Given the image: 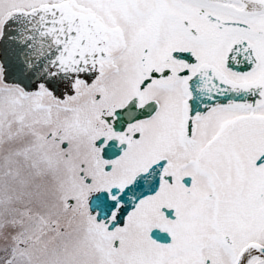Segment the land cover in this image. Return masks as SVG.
Returning <instances> with one entry per match:
<instances>
[{"label":"snow or ice","instance_id":"snow-or-ice-1","mask_svg":"<svg viewBox=\"0 0 264 264\" xmlns=\"http://www.w3.org/2000/svg\"><path fill=\"white\" fill-rule=\"evenodd\" d=\"M0 264H264V0H0Z\"/></svg>","mask_w":264,"mask_h":264}]
</instances>
